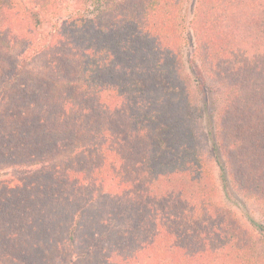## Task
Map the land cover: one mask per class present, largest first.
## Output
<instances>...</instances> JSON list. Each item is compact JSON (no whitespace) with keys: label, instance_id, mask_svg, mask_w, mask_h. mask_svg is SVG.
<instances>
[{"label":"trees","instance_id":"1","mask_svg":"<svg viewBox=\"0 0 264 264\" xmlns=\"http://www.w3.org/2000/svg\"><path fill=\"white\" fill-rule=\"evenodd\" d=\"M57 1H42L40 8L45 9L47 4V11L53 10V14H59ZM26 2L0 0V15L5 9L20 14L21 19L26 22L29 18V26L36 32L41 28V19L37 13L28 9ZM77 2L82 6L90 2L95 14L86 19L76 12L52 31V34L55 32L56 39L50 34L43 58V76L27 71L17 57L16 62L11 65L3 55L4 44L0 43V103L3 104L0 110V155H8L6 152L18 154L19 150L28 148V153L32 152L28 165L40 172L37 173L38 176L47 178V219L41 221L39 217L33 218V223L27 221L25 224V221L21 224H14L12 221L10 226L7 223L4 225L1 220H6L4 217L8 219L9 214L14 211H9L8 215L0 214V264H39L26 255L29 248L20 244L28 238L27 234L33 235L31 232L38 236L43 231L49 233L50 238H55L54 231L60 228L63 229L62 238L70 240L72 237L70 246L73 257L68 258L65 252H61L64 246L58 248L57 241L48 239L56 248L52 251L55 259L53 262L57 260L58 264H89L88 259L75 257L78 252L82 254L84 248L77 251L75 245L78 241L75 237L78 238L79 235L75 233L78 234L81 230L84 232L83 221L89 217H93L94 225L87 232L88 237L86 234L80 236L78 246L80 248L86 244L84 250L88 252V257H97L93 264H205L208 256L210 260L221 264V257L215 253L233 242L232 255H225L228 261L223 264H239L240 255L237 251L240 238L236 237L237 231L234 235L231 225L216 222L217 217L223 219L226 213L208 207L206 203L193 205L187 199L186 205H183L179 198L175 199L173 189L182 182L181 177L185 178V184H196L195 180L188 179L190 170H185L186 167L198 166L196 160L189 158L191 145L182 140V143L173 142L166 135L163 138V148L158 151L164 152L163 157L158 159L157 150L153 151L149 147L146 155L139 159V168L127 163L125 160L128 158L122 157L117 148L119 143L125 142L128 135L133 136V132H154L159 125H154L153 122L161 117L167 119L162 110L157 114L155 106L169 109L174 103L173 97L177 99L175 105L180 106L182 102H178V97L182 93L177 86L171 84L169 75L167 82L159 80V77L150 84L143 82L142 78L139 80L140 85L130 81L127 89L124 84L121 85L124 87L123 91L117 81V66L121 62L114 65V51L111 54L107 46H101V49L97 47L99 34L105 29L108 32L106 35L113 37L114 32L122 35L123 41L118 43V47L124 49L122 51H128V60L133 55L141 57V49L135 48L134 44L144 42L141 34L147 31V26H155L157 30L152 34L155 42H165L169 48L174 47L176 43L173 42L171 31L180 26V17L174 12L182 8L184 0ZM221 2L222 0H200L196 19L205 13L219 11ZM100 17L105 19L101 21ZM6 22L4 16L0 17V40L11 35V26L14 24L10 23L9 28ZM137 35L139 40L135 38ZM12 36L14 37L13 34ZM195 36L197 43H200L198 30H195ZM201 38L205 40L204 37ZM27 50L25 48L22 54ZM177 72L178 70L175 71ZM239 85L244 87L243 84ZM106 95L109 99L107 102L99 104L100 100H94ZM120 98L133 103L138 101L137 104L146 100L148 112L140 113L137 119L146 124L142 125L145 129L131 125V121L122 122L123 128L120 127L119 130L113 129L114 125L123 120L122 117L113 115L111 101H119ZM227 98L233 100L232 97ZM262 106L264 111V103ZM238 111L240 110L233 109L224 115L227 116L226 121L232 116L230 127H224L228 122L224 125L219 122L215 127L216 142L225 152V160L233 180L234 151L241 161L244 159L242 150L246 151V141L264 136V116L258 118L259 125L255 124L253 134H249L248 122L233 118L240 114ZM189 133V129L185 128L182 137H188ZM14 136L28 138L29 141L25 142L29 143L17 141L20 144L17 147L16 142L12 143ZM35 156L38 159L33 160ZM14 158L16 157H10L7 166L20 168L25 164ZM192 169L198 174L195 168ZM128 170L131 176L124 178L122 175ZM190 184L181 187L185 198H190ZM262 184L264 189V180ZM196 188L193 185L194 191ZM10 190H14V186ZM6 197L8 196L0 202ZM92 203L101 206L93 214L88 206ZM7 210L3 207L2 212L6 213ZM123 216L127 218L120 219ZM24 226L29 228L24 229ZM6 239L9 241L5 242ZM16 239H19L20 244L16 243ZM29 241L28 238L26 244ZM101 241L110 246L106 256H102L104 252L96 255L100 252ZM30 246L34 247L32 244ZM243 252L247 259L253 258L247 245ZM43 261L49 264L48 260ZM243 264L247 262L244 261Z\"/></svg>","mask_w":264,"mask_h":264},{"label":"rangeland","instance_id":"2","mask_svg":"<svg viewBox=\"0 0 264 264\" xmlns=\"http://www.w3.org/2000/svg\"><path fill=\"white\" fill-rule=\"evenodd\" d=\"M42 1L45 2V0H39L38 3L37 0H30V2L24 0L28 9L37 13L41 19V28L36 32L30 28L29 18L26 22L21 19L20 14L16 12L14 14L13 11H6L5 9H3L5 12L1 11L2 14L0 15V17L6 18V26L9 27L10 23L14 24L11 26V35L4 36L0 40V43L4 44L3 49L5 48L3 55L6 56L11 65L16 62L17 57L27 71L37 76H43V58L52 31L61 26L63 20L76 12L86 19L92 18L95 14L94 7L90 2L82 6L83 4H79L77 0H58L59 14L55 15L53 10L47 11V4L45 9L40 8ZM199 1L184 0L182 8L174 12V14L177 13V17H180L179 28L176 27L171 31V35L174 36L173 42L176 43L174 47L170 46L169 48L165 42L162 44L155 42L152 37L153 32L157 31L155 26L145 27L147 31H143L141 34L144 42H139V45L134 44L135 48L141 49V57L136 58L133 55L128 60V51H122L124 49L118 47V43L123 41V36L117 32H114L113 37L106 35L108 32L102 28L103 30L99 34L100 40L98 39L96 45L100 49L101 46H107L111 54L114 51V65L121 62L117 66L119 71L115 70L118 71V77L117 73L116 77L120 86L124 84L127 89L130 81H135V84L140 85L139 80L141 78L147 84L153 83V79L157 81L158 77L159 80L167 82L169 75L171 84L177 86L182 93L178 97V102H182L180 106L175 105L177 99L174 97L172 98L174 103L169 106L170 108L168 107L169 109L160 105L155 106L158 110L157 114H160L162 110L167 119H162V117L156 119L153 124L159 126L154 132L149 134L147 130L133 132V136L128 135L125 142L119 143L117 148H119L122 157L128 158L125 160L127 163L139 168V159L144 154L146 155V150L150 147L159 153V148H163V138L166 135H169L173 142L182 143L186 141L191 145L189 158L196 160L198 165L192 168H195L198 174L191 167L185 168L191 172L188 179L195 180L196 184L186 183L187 185L190 184L191 193L189 192L190 198H185V192L181 189L183 185H186L183 181L185 178L181 177L182 182L173 189L175 199L179 198L183 205H186L187 199L191 200L190 203L192 202L193 205L206 203L208 207L211 206L214 209H220L222 213H226L223 219L217 217L216 222L222 221L231 225L232 229L234 228V231L232 230L234 235L237 231L236 237L240 238L237 251L240 255V257L238 256L239 264H243L244 261L247 264H264V189L262 187L264 180V136H257L254 140L251 138L246 141L245 149L247 152L242 150V154L245 155L241 161L237 159L236 151H234L233 166L235 173L233 180L225 160V152L216 142L217 130H215L219 122H222L223 125L228 122L224 127L231 126L230 118L232 116H229L226 121L227 116L224 115L233 109L240 110L237 112L240 114L234 115L236 117L233 118L248 122L249 134H253L255 124L259 125L258 118L261 119L264 116L262 109V103H264V0H222L219 11L205 13L197 20ZM134 11L135 9L132 12ZM100 19L102 21L105 17H100ZM195 30L200 33V43H197ZM52 35L56 39L55 32ZM201 37H204L205 40ZM135 38L140 39L138 35ZM25 48L28 50L22 54ZM103 53L105 54V52ZM176 70H178L177 73H175ZM1 78L0 80H2ZM170 82L168 81V83ZM239 83L243 84L244 87ZM151 94L154 96L153 93ZM107 96H100V99L98 97L94 100H100L99 104L107 102L109 100ZM227 97H232L233 100ZM40 98L41 96H39ZM111 102L113 115L122 117L123 120L114 125L113 129L119 130L122 127V122L126 121H131V125L135 127L145 129L142 125L146 124L140 123L137 119L140 113L146 114L148 112L146 100H143L141 104H137L138 101L133 103L123 98ZM2 106L3 104L0 103V110ZM185 128L190 131L188 137H182V131ZM12 139V143L16 142L17 147L20 145L17 141H22L23 144L29 143L25 142L29 141L28 138L21 139L14 136ZM25 149L27 151H24ZM25 149L19 150L18 154H16L17 152H6L5 154L8 155H0V185L3 183V187L0 189V201L6 195L8 196L0 202V214L8 215L9 211H14L9 214L8 219L4 217L6 220H1L4 225L7 223L11 226L12 221L14 224L17 222L21 224L23 221H25L23 224L27 221L33 223V218L38 217L41 221L47 219V178L38 176L37 173L40 172L37 169L34 170L35 167L28 165L29 156L32 152L28 153L29 149ZM238 151L240 152V150ZM163 154L164 152L160 151L158 159L163 157ZM12 156L25 164L20 168L7 166L8 160ZM35 159L38 158L35 156L33 160ZM236 159L238 161H235ZM129 173L128 170L122 176L124 178L130 177ZM142 181L145 180L142 179ZM193 185L197 187L196 191H194ZM13 186L14 190H10ZM88 206L91 208L92 214L101 207L96 203L88 204ZM3 207L8 209L6 213L2 212ZM126 218L127 216L120 217V219ZM93 221V217L87 218L83 221L84 232L83 230L79 231L78 234L73 232L75 235H79L78 238L75 237V240L78 241L75 245L77 251L84 247L82 249L83 256L81 252H78L75 257L81 256V260L88 259L89 264H93L97 257L95 255L88 257V252L84 250L86 244L81 245L80 248L78 244L81 242V235L86 234L88 237L87 232L94 225ZM26 228L29 227L24 226V229ZM62 232V228L54 231L55 238H50L49 233L43 231L38 236L31 232L34 236L27 234L30 240L28 244H26L28 238L24 242L22 241V245L19 242L20 237L15 241L20 246L24 245L27 247L26 249L29 248L26 255L35 259L37 263L47 264L43 260H48L49 264H58L57 260L53 262L55 259L52 257V251L56 248L48 242V239L57 241L58 248L64 246L61 252H65L68 258L73 257L71 254L72 246H70L72 237L70 240H66L62 238ZM57 237L60 239H56ZM23 239L24 236L21 240ZM8 241L9 239L5 240V242ZM30 244L34 247L32 248ZM246 245L250 253L253 254L251 260L244 255L243 249ZM231 247L234 248V242L226 246L224 250L215 253L221 257V264L228 261L225 255L228 257L232 255L233 248ZM99 248L100 252L96 254L98 256L101 252L105 253L102 256H106L110 251L109 244L102 241ZM101 258L105 259V257ZM65 259L63 258V260ZM205 261V264H219L210 260L209 256Z\"/></svg>","mask_w":264,"mask_h":264}]
</instances>
